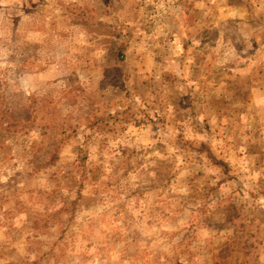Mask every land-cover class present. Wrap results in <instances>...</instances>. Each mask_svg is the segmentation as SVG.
Segmentation results:
<instances>
[{"label":"rangeland","instance_id":"rangeland-1","mask_svg":"<svg viewBox=\"0 0 264 264\" xmlns=\"http://www.w3.org/2000/svg\"><path fill=\"white\" fill-rule=\"evenodd\" d=\"M0 264H264V0H0Z\"/></svg>","mask_w":264,"mask_h":264},{"label":"trees","instance_id":"trees-1","mask_svg":"<svg viewBox=\"0 0 264 264\" xmlns=\"http://www.w3.org/2000/svg\"><path fill=\"white\" fill-rule=\"evenodd\" d=\"M111 125H121L120 123L125 122V120H123L122 115H115L109 118Z\"/></svg>","mask_w":264,"mask_h":264}]
</instances>
